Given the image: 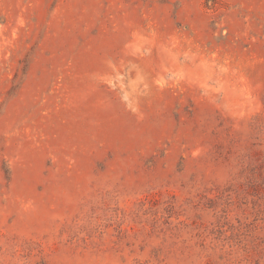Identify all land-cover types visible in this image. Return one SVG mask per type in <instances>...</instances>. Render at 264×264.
<instances>
[{"label": "rangeland", "instance_id": "obj_1", "mask_svg": "<svg viewBox=\"0 0 264 264\" xmlns=\"http://www.w3.org/2000/svg\"><path fill=\"white\" fill-rule=\"evenodd\" d=\"M0 264H264V0H0Z\"/></svg>", "mask_w": 264, "mask_h": 264}]
</instances>
